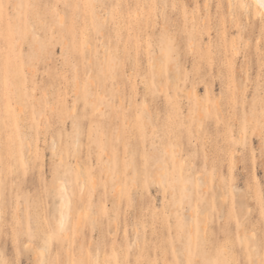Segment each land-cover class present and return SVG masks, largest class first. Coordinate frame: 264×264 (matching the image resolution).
<instances>
[{"label":"rangeland","instance_id":"374dc122","mask_svg":"<svg viewBox=\"0 0 264 264\" xmlns=\"http://www.w3.org/2000/svg\"><path fill=\"white\" fill-rule=\"evenodd\" d=\"M3 2L0 259H258L264 20L238 0Z\"/></svg>","mask_w":264,"mask_h":264},{"label":"snow or ice","instance_id":"6c2138e0","mask_svg":"<svg viewBox=\"0 0 264 264\" xmlns=\"http://www.w3.org/2000/svg\"><path fill=\"white\" fill-rule=\"evenodd\" d=\"M13 7H21V6H13V5H5L3 0H0V16L3 15L4 11L6 9H11ZM31 7V6H29ZM242 7H248L247 5H242ZM258 7L261 9V12L259 13L260 18L264 20V0H259ZM262 81H264V64H262ZM261 105L264 107V83L261 84ZM246 142V140H245ZM256 153L253 151V156L255 157ZM260 156L262 162H264V131L261 133V147H260ZM15 217V213H14ZM47 244V241H46ZM25 248H30L31 244H26L24 246ZM199 247V245H198ZM176 252V249L173 248V253ZM188 259H174L171 262L165 261V264H264V241L261 242V255L258 259L253 258L251 255H249L247 262L239 261L235 259L231 254V249H229L227 246L222 247L217 250V258L216 259H200V258H194V253L191 249V244L189 243L188 248L186 249ZM0 264H22L21 260L19 258H14L12 260H4L0 259ZM31 264V262H29ZM43 264H64L63 261L56 259L52 260L51 262H43ZM69 264H77L75 261H69ZM79 264H90L89 261H80ZM95 264H100V262L97 260ZM105 264H111V261H106ZM117 264H160L159 260H141L137 259L135 262L131 260H125L123 262L117 261Z\"/></svg>","mask_w":264,"mask_h":264},{"label":"bare ground","instance_id":"6f19581e","mask_svg":"<svg viewBox=\"0 0 264 264\" xmlns=\"http://www.w3.org/2000/svg\"><path fill=\"white\" fill-rule=\"evenodd\" d=\"M239 1V4L241 5H247L248 7H242L244 10L250 12L252 9L253 13L256 15V17H259L260 18V15L259 13L261 12V9L258 7V3H259V0H238ZM61 189H62V192L65 196L68 195L67 191H66V186L65 184L62 182L61 183Z\"/></svg>","mask_w":264,"mask_h":264}]
</instances>
